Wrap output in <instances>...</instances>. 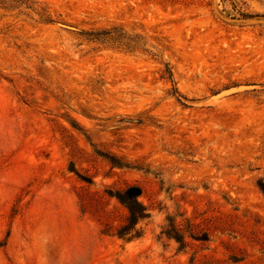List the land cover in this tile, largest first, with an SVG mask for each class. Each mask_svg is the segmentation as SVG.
Segmentation results:
<instances>
[{
  "label": "rangeland",
  "instance_id": "obj_1",
  "mask_svg": "<svg viewBox=\"0 0 264 264\" xmlns=\"http://www.w3.org/2000/svg\"><path fill=\"white\" fill-rule=\"evenodd\" d=\"M0 264H264V0H0Z\"/></svg>",
  "mask_w": 264,
  "mask_h": 264
},
{
  "label": "trees",
  "instance_id": "obj_2",
  "mask_svg": "<svg viewBox=\"0 0 264 264\" xmlns=\"http://www.w3.org/2000/svg\"><path fill=\"white\" fill-rule=\"evenodd\" d=\"M132 190L133 188H128L127 190L123 191L121 194H118V196L116 197L120 202L126 204L129 210V218H128L129 224L123 227V229L119 234V237H122L133 232L134 235H131L128 238V240L137 238L139 236L138 231L135 229V226L138 223V221L146 217V209L140 203L137 202L135 197H131L128 194ZM170 232L174 233L173 231ZM167 235L169 236L170 234L168 233Z\"/></svg>",
  "mask_w": 264,
  "mask_h": 264
}]
</instances>
